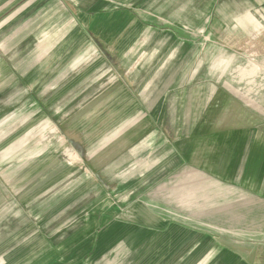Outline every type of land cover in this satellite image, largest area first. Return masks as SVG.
Masks as SVG:
<instances>
[{
	"label": "crops",
	"instance_id": "1",
	"mask_svg": "<svg viewBox=\"0 0 264 264\" xmlns=\"http://www.w3.org/2000/svg\"><path fill=\"white\" fill-rule=\"evenodd\" d=\"M14 32L0 264H264V0H0Z\"/></svg>",
	"mask_w": 264,
	"mask_h": 264
},
{
	"label": "rangeland",
	"instance_id": "2",
	"mask_svg": "<svg viewBox=\"0 0 264 264\" xmlns=\"http://www.w3.org/2000/svg\"><path fill=\"white\" fill-rule=\"evenodd\" d=\"M17 33H13V35L7 37L8 43H1L0 42V58L7 56L8 58H12L14 54L18 53L19 55H24V42L23 43H11L14 36H16ZM4 36L0 37L2 39ZM13 54V55H12ZM15 69V67H13ZM19 96V97H18ZM24 94L16 93L15 91L8 94V98H12V106L9 107H0V115H5L6 111L7 114H10L11 112H14V115H17V113L21 110L20 106L23 102ZM22 122H24V119H22ZM21 122V123H22ZM1 125V124H0ZM12 128V130H9V128ZM24 123L23 124H13L11 125H4L2 124L0 126V165L1 164H11L16 163L17 164H23L24 163ZM4 152H7L8 155H4ZM1 167V166H0ZM1 174V173H0ZM1 180V179H0ZM104 189L98 188L97 193L100 194V191L105 194L106 192L103 191ZM111 191L108 192V194L111 196L114 191L113 189H110ZM113 196V195H112ZM95 198V197H93ZM92 198V199H93ZM132 201L128 204H131ZM90 201L87 198H81L77 201L75 205H72V212L77 213L78 219L76 220H68V219H62L59 221L58 224H55V227L60 226L62 227H69L70 225L73 226L74 224L77 227H82L85 224L84 218L87 215L88 206L90 205ZM84 217V218H83ZM70 223V224H69Z\"/></svg>",
	"mask_w": 264,
	"mask_h": 264
}]
</instances>
